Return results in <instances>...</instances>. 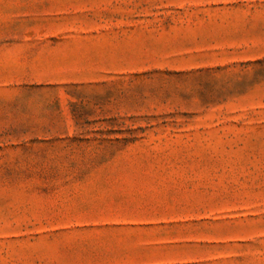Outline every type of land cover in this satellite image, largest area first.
I'll use <instances>...</instances> for the list:
<instances>
[{
    "label": "rangeland",
    "instance_id": "374dc122",
    "mask_svg": "<svg viewBox=\"0 0 264 264\" xmlns=\"http://www.w3.org/2000/svg\"><path fill=\"white\" fill-rule=\"evenodd\" d=\"M0 264H264V0H0Z\"/></svg>",
    "mask_w": 264,
    "mask_h": 264
}]
</instances>
